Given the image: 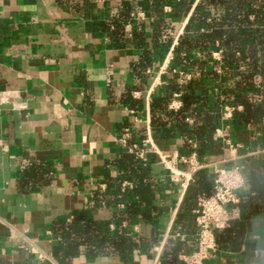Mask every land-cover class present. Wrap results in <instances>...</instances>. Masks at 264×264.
Masks as SVG:
<instances>
[{"label": "crops", "instance_id": "obj_1", "mask_svg": "<svg viewBox=\"0 0 264 264\" xmlns=\"http://www.w3.org/2000/svg\"><path fill=\"white\" fill-rule=\"evenodd\" d=\"M149 1L0 0V264H154L155 248L166 238V250L172 236L190 240L187 245L196 250L195 234L178 232L177 222L199 171L185 189L171 181L155 156L143 162L119 143L126 128L135 141L156 142L152 104L164 95L165 79L175 78L176 70L191 76L186 84L198 71L182 65L173 69L169 53L200 0H190L186 13L168 22L170 46L154 40L158 19L146 13ZM194 55L206 58L199 51ZM216 64L209 60L205 69L212 71ZM176 81L181 85L179 75ZM170 103L167 112H173ZM161 118L171 120L166 113ZM232 123H227L231 139L245 147L230 152L215 144L214 153L198 159L242 166L246 181L254 169L255 190L247 182L241 191L254 202L241 206L236 220L245 230L240 249L218 251L208 262L264 264V119L239 129ZM156 144L167 155L187 154L181 136ZM178 167L188 170L182 163ZM203 171L214 175L212 166ZM139 178L156 184L149 198L121 200L134 193ZM131 200L141 203L143 212L133 221ZM78 213L110 233L129 232L136 243H157L147 252L135 251L130 263L87 250L61 263L57 255L64 240L58 234ZM195 229L197 224L188 233Z\"/></svg>", "mask_w": 264, "mask_h": 264}, {"label": "trees", "instance_id": "obj_2", "mask_svg": "<svg viewBox=\"0 0 264 264\" xmlns=\"http://www.w3.org/2000/svg\"><path fill=\"white\" fill-rule=\"evenodd\" d=\"M189 5L190 0L148 2L146 13L158 19L154 37L157 44L170 46L172 30L168 22L180 19ZM166 7L172 9L168 14L164 13ZM162 27L165 28L160 31ZM195 51L201 52L206 58H196ZM214 52H220L222 60L217 61L215 69L207 71L205 68L209 60L214 62L212 58ZM174 55L173 69L182 65L192 70L198 68V71L194 74L195 78L184 85L177 83V75L173 79H165L164 95L162 98L154 99L152 104L153 136L156 142L181 136L186 139L184 151L187 154H184V151L182 153L190 156L192 152H196L202 160L207 151L214 153L212 148L215 144L218 149L221 147L214 142L213 135L225 106L243 108V111L237 112L232 120L233 126L237 129L248 124L257 125L263 121L264 0H200L185 34L178 40ZM218 67L221 69V74L218 73ZM222 79L224 81H221ZM212 82L215 84L213 85ZM174 93L181 94L182 107L177 113L167 112ZM165 113L171 118L169 123L161 118ZM190 119L194 120L193 125L189 124ZM189 141L196 145L195 150L191 148ZM138 164L142 165V162L138 161ZM255 176L256 171L251 169L247 175V182L250 183L252 190H255L253 187ZM213 186L214 175H209L203 170L195 175L194 183L187 190L184 213L178 217L177 225L180 230L178 232L195 234L188 233L196 227L193 210H196L201 196L212 195ZM154 187L156 184L148 181L145 183L139 178L134 193L123 195L121 200L127 201L130 195H135L141 202L146 201ZM242 197L244 198L240 205L242 209L253 204L251 194L244 193ZM128 206L132 221L143 214L141 203H133L131 200ZM58 235L64 240L57 255L61 263L68 257L77 255L80 250L95 254L119 255L126 263H130L135 251L147 252L157 243V239L151 243H136L127 231L110 233L106 227L95 223L85 213H78L73 223L63 226ZM244 237L245 230L241 223L232 222L230 228L215 232L218 251H238ZM188 241L190 240L181 242L172 236L167 242V249L163 252L162 264H185L179 260V256L181 253L192 252L194 245L189 247L186 243ZM205 264L210 263L207 261Z\"/></svg>", "mask_w": 264, "mask_h": 264}, {"label": "built area", "instance_id": "obj_3", "mask_svg": "<svg viewBox=\"0 0 264 264\" xmlns=\"http://www.w3.org/2000/svg\"><path fill=\"white\" fill-rule=\"evenodd\" d=\"M177 44L178 41L176 40L171 46L169 53L171 62L174 60V49ZM212 58L221 61V53H213ZM172 73L179 75L181 85L191 80V76L187 73L176 70H173ZM180 98L181 94L177 93L174 95L169 107L171 111L178 112L181 109ZM241 111L242 107L240 106L227 105L221 113L213 140L220 144L224 151L232 152L245 147L243 144L233 142L227 128V123L233 120L237 112ZM119 143L128 154L143 162H147L150 156H155L158 164L170 175L171 181L180 182L185 189L193 181V174L209 166L214 168L213 193L210 196H201L194 211L197 224L194 235L196 250L191 254H181L179 256V260L185 264H205L212 254L218 252L215 232L230 228L232 222L240 217V205L244 201L241 191L247 185L244 168L237 164L227 165V161L221 164L208 165L199 161L197 153H193L189 157L177 154L171 156L161 153L156 142L151 138L142 141L133 140L132 130L129 128L123 131L122 136L119 138ZM189 144L196 149V145L192 141ZM261 152H264V150ZM234 160L232 158L229 162ZM179 163L187 165L188 170L182 171L179 169ZM11 232L14 233V230ZM179 238L184 237L179 236ZM165 240L166 238L155 248L156 258L154 264H162V256L166 246Z\"/></svg>", "mask_w": 264, "mask_h": 264}]
</instances>
